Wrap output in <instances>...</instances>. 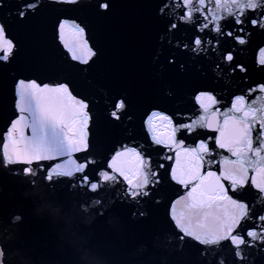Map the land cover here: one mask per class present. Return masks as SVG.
Segmentation results:
<instances>
[{"label": "water", "instance_id": "1", "mask_svg": "<svg viewBox=\"0 0 264 264\" xmlns=\"http://www.w3.org/2000/svg\"><path fill=\"white\" fill-rule=\"evenodd\" d=\"M164 2L111 0V11L98 15L96 0H80L75 6L41 0L42 6L21 21L9 16L18 7V0H4L0 22L7 24L18 48L11 63H0V161L4 133L17 114L15 82L20 78L44 82L67 79L72 81L74 94L90 101V153L73 155L80 163L95 161L86 169L90 177L95 179L105 169L113 145L133 139L145 144L153 161L163 162L165 169H160L162 180L152 195L136 202L121 195L125 190L122 184L109 186L101 181L99 190L93 192L80 186L81 174H76L72 178L54 177L49 185L44 172L33 178L23 175L25 165L0 163V264H203L202 246L190 238H186L187 243L179 241L170 220L171 201L185 191L168 176V165L174 160H161L163 155L174 153L148 146L143 119L153 108L170 114L191 112V96L198 88L238 93L248 84L264 82V71L257 64L258 49L264 47V30L249 24L251 35L245 45H235L230 38L222 41L224 50L235 48L236 61L249 71L218 77L213 71L214 55L212 59L193 58L190 52L182 51V44L190 42L194 34L191 25L176 30L171 44L161 43L166 17L159 16L158 10ZM66 16L87 26L91 43L98 50L91 67L65 59L55 28L58 19ZM221 23L225 30L233 27L227 15ZM177 42L181 47L175 46ZM173 57L176 63L169 64ZM119 96L130 101L131 120L127 116L120 122L110 120L111 105ZM197 131L213 134L207 129ZM194 139L195 133L188 143ZM31 167L36 169V163ZM255 191H245L240 198L264 214V201L254 195ZM97 198L103 201L102 215L95 211L93 201ZM82 205L90 210L82 211ZM213 255L216 264L221 259L224 264H242L228 242ZM246 264H264V247L247 249Z\"/></svg>", "mask_w": 264, "mask_h": 264}, {"label": "snow or ice", "instance_id": "2", "mask_svg": "<svg viewBox=\"0 0 264 264\" xmlns=\"http://www.w3.org/2000/svg\"><path fill=\"white\" fill-rule=\"evenodd\" d=\"M54 2L75 6L80 0ZM41 6V0H18V7L9 16L23 21ZM3 7L4 0H0V8ZM111 8V0H96L98 15H106ZM158 15L166 17L161 43L171 44L170 37L176 30L191 25L194 34L190 42L182 44V51L190 52L193 58L212 59L214 55L213 71L218 77L237 71L248 73V68L236 61L235 48L224 50L222 41L230 38L235 45H245L251 35L249 24L264 30V0H165ZM225 15L233 20L229 30L221 23ZM55 33L66 60L86 67L95 63L98 50L91 43L86 25L66 16L58 19ZM175 46L181 44L177 42ZM17 48L7 24L0 22V63H11ZM168 63L175 64V58H169ZM257 64L264 71V47L258 49ZM74 93L72 81L67 79H18L17 114L4 133L0 163L25 165L23 175L33 178L44 172L49 185L54 177L81 174L79 184L89 191H98L102 181L109 186L125 185L121 194L125 199L139 202L150 197L152 189L161 183L160 169H165V164L154 162L145 144L133 139L131 143L113 145L105 169L95 179L86 171L94 160L80 163L73 158L75 153H90L92 119L90 101ZM191 101V112L170 114L153 108L143 119L148 146L174 153L163 155L161 160H174L168 165V176L185 190L171 201L170 220L178 230L179 241L187 243L186 238H190L202 246L203 264H216L213 253L223 247V242H228L234 257L246 264L247 249L264 247V214H258L251 202L240 198L245 191L255 189L254 195L264 201V82L248 84L246 90L241 88L238 93L198 88ZM129 106L127 97H117L111 105L110 120L120 122L126 116L131 120ZM194 133L195 139L189 144ZM34 162L36 169L31 167ZM93 204L97 205L96 214L102 215L103 201L97 198ZM81 209L90 210L86 205ZM218 264L224 261L221 259Z\"/></svg>", "mask_w": 264, "mask_h": 264}]
</instances>
